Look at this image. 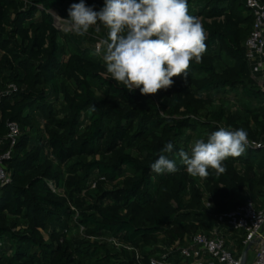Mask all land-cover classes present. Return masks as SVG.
I'll return each mask as SVG.
<instances>
[{
  "label": "trees",
  "instance_id": "trees-1",
  "mask_svg": "<svg viewBox=\"0 0 264 264\" xmlns=\"http://www.w3.org/2000/svg\"><path fill=\"white\" fill-rule=\"evenodd\" d=\"M73 1L0 0V93L17 88L0 96V157L10 149L8 123L20 128L5 163L13 180L0 188V264H137L109 237L148 262L246 199L261 202L264 149L246 147L207 178L189 175L175 155L221 127L264 136V82L247 60L254 14L244 0H188L206 51L186 80L173 77L149 96L118 85L101 54L56 27L51 11ZM169 142L178 171L154 173Z\"/></svg>",
  "mask_w": 264,
  "mask_h": 264
},
{
  "label": "clouds",
  "instance_id": "clouds-1",
  "mask_svg": "<svg viewBox=\"0 0 264 264\" xmlns=\"http://www.w3.org/2000/svg\"><path fill=\"white\" fill-rule=\"evenodd\" d=\"M65 20L69 29L80 36L94 25L107 28V39L96 48L97 54L103 51L106 75L129 92L139 89L145 96L171 88L173 77L186 80L191 63H200L206 51L205 29L200 19L190 14L188 0H104L99 11L80 0L70 5ZM247 145L244 129L221 127L206 140L196 139L190 152L180 150L175 155L189 175L207 178L209 169L217 176L223 174V162L241 156ZM173 149L171 142L166 143L150 165L151 171L177 172L170 158Z\"/></svg>",
  "mask_w": 264,
  "mask_h": 264
},
{
  "label": "built area",
  "instance_id": "built-area-1",
  "mask_svg": "<svg viewBox=\"0 0 264 264\" xmlns=\"http://www.w3.org/2000/svg\"><path fill=\"white\" fill-rule=\"evenodd\" d=\"M244 3L254 14V28L246 41L247 60L253 73L259 75L264 82V1L244 0ZM16 89L12 84L0 96ZM8 127L10 149L0 157V188L13 180V174L5 163L12 158L20 133L17 123L9 122ZM247 147L264 149V136L259 139L248 138ZM216 219L217 223L208 231H197L183 243L178 242L177 247L160 246L162 250L156 251L148 262H145V255L139 248L122 243L115 237L105 239L119 250L133 252L137 264H241L242 254L250 243L252 248L248 253L247 264H264V202L256 203L248 198L237 208L217 215ZM237 242L243 247L240 253ZM251 250L255 253L249 263Z\"/></svg>",
  "mask_w": 264,
  "mask_h": 264
},
{
  "label": "rangeland",
  "instance_id": "rangeland-1",
  "mask_svg": "<svg viewBox=\"0 0 264 264\" xmlns=\"http://www.w3.org/2000/svg\"><path fill=\"white\" fill-rule=\"evenodd\" d=\"M79 2H80V0H75L71 3H66L64 5V11H63L64 14L62 13L61 10H59V11L58 10H52L51 14H53V16H54L56 27L62 33L70 32L75 40H77L78 42H83L85 44L86 48L96 52L97 46L99 44H101V42L103 40L107 39L108 29L105 28L102 24H99L98 26L94 25V26L90 27L89 31L85 35L80 36V35H76L74 32H72L69 29L68 24L65 20L68 18V9H69L70 5L73 3H79ZM84 3L86 4V6L92 7L95 11H99L104 6V0H84ZM97 28L99 30H97ZM61 43L64 44V41L62 39H61ZM99 54H101L103 56V51H101ZM218 105H219V103H216L213 106H211L210 109H216L218 107ZM226 106H228L232 110H236L239 107L235 103L234 100L226 101ZM261 202L263 203L264 199ZM236 234L239 235L240 232H236ZM237 245L239 246L238 242H237ZM242 251H243V247L239 246L238 252L240 253ZM254 253H255L254 250L250 251L249 263L252 262V260L254 258ZM173 260H175V258H173Z\"/></svg>",
  "mask_w": 264,
  "mask_h": 264
},
{
  "label": "water",
  "instance_id": "water-1",
  "mask_svg": "<svg viewBox=\"0 0 264 264\" xmlns=\"http://www.w3.org/2000/svg\"><path fill=\"white\" fill-rule=\"evenodd\" d=\"M178 246V244H176V247ZM252 248V243H250L246 249L244 250L243 254H242V261L241 264H247V259H248V253L249 250Z\"/></svg>",
  "mask_w": 264,
  "mask_h": 264
}]
</instances>
